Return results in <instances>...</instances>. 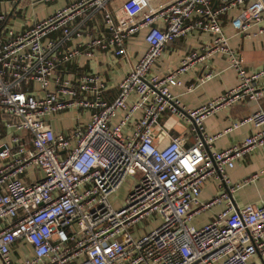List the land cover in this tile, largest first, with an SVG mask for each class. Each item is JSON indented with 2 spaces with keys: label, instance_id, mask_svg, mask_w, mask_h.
Instances as JSON below:
<instances>
[{
  "label": "built area",
  "instance_id": "built-area-1",
  "mask_svg": "<svg viewBox=\"0 0 264 264\" xmlns=\"http://www.w3.org/2000/svg\"><path fill=\"white\" fill-rule=\"evenodd\" d=\"M117 2L77 0L22 31L0 10L2 264H255L264 255V205L236 209L227 192L209 202L200 196L210 178L229 184L227 171L264 146V70H244L221 22L238 9L233 27L247 34L264 23V0ZM193 30L213 36L205 54L192 51L177 70L155 73L166 47ZM141 32L148 49L108 100L105 77L78 67V60L99 52L128 59V43ZM214 53L229 57L239 84L187 108L173 88L195 62ZM245 100L260 107L233 127L252 123L256 133L212 150L219 136L205 134L204 120ZM69 111L77 113L76 126L56 131L51 118ZM167 116L193 126V145L168 134ZM260 175L264 170L242 184ZM131 178L126 197L115 201ZM223 201L224 211L201 228L193 225ZM18 244L31 254L14 261Z\"/></svg>",
  "mask_w": 264,
  "mask_h": 264
},
{
  "label": "crops",
  "instance_id": "crops-1",
  "mask_svg": "<svg viewBox=\"0 0 264 264\" xmlns=\"http://www.w3.org/2000/svg\"><path fill=\"white\" fill-rule=\"evenodd\" d=\"M75 1L77 0H55L53 2L21 0L15 10L18 0H3L0 1V10L9 13L11 27L17 31H22L35 20L47 18ZM124 1L118 0L117 4H122ZM162 1L166 0H155L157 3ZM238 12L239 10L235 9L221 17L223 32L228 38L229 47L234 51L236 58L241 61L247 73L264 70V33H259V29L263 28L264 23L252 26L247 34H240L232 24V20ZM144 36L145 32H141L128 43V59L117 58L111 53L102 54L99 52L93 59L84 60L82 58L78 60V67H82L90 73L97 72L105 77L110 87L106 95L108 100L116 98L118 84L147 51L148 46ZM212 40L213 36L210 33L197 30L189 32L186 36L175 40L166 47L154 72L168 73L177 70L181 66L182 60L190 52L197 51L205 54V50L210 47ZM210 73L212 77L207 79L206 76ZM239 81V74L229 57L223 53H214L206 56L202 61L195 62L185 73L180 75L181 85L173 88V94L187 108L197 109L235 88ZM259 88L264 91V78L259 82ZM258 107H260L258 104L245 100L233 106L219 108L207 116L203 122L205 134L207 136H219L211 145V149L222 151L239 145L246 138L254 135L257 130L252 123H245L236 129L233 126L251 117ZM261 107L264 109V101ZM71 112L61 113L51 118V124L56 131L65 132L76 126L78 118H74V114ZM74 113L76 116L77 113ZM86 120V116L82 117V122ZM163 126L170 136L184 137L186 147L193 145L198 136L191 124L173 116H167L163 121ZM262 170H264V146L238 160L235 167L227 171L229 184H225L217 178L207 180L200 200L209 202L227 192L236 209H241L249 204L261 207L264 205V177L260 175L257 180L246 184L242 183L255 174H261ZM234 186L236 189L231 191ZM226 207V201L215 204L197 216L193 220V225L201 228L224 211ZM1 227L2 224H0ZM30 254L31 249L29 247L18 244L12 256L14 261H19L25 255ZM253 261L255 264H264V255H257ZM0 264H2L1 259Z\"/></svg>",
  "mask_w": 264,
  "mask_h": 264
},
{
  "label": "rangeland",
  "instance_id": "rangeland-1",
  "mask_svg": "<svg viewBox=\"0 0 264 264\" xmlns=\"http://www.w3.org/2000/svg\"><path fill=\"white\" fill-rule=\"evenodd\" d=\"M71 114H74V118L77 119V115L75 116V113H74V112H71ZM73 121H74V120H73ZM70 123L73 124V122H70ZM134 181H135V179H134V178H131V179H129V180L125 183V185L123 186V188H122V189L119 191V193L116 195V199H115V201H116V200L121 201V200H123V199L126 197L128 191H129L130 188L133 186ZM148 230H149V229H148Z\"/></svg>",
  "mask_w": 264,
  "mask_h": 264
},
{
  "label": "water",
  "instance_id": "water-1",
  "mask_svg": "<svg viewBox=\"0 0 264 264\" xmlns=\"http://www.w3.org/2000/svg\"><path fill=\"white\" fill-rule=\"evenodd\" d=\"M20 1H21V0H18V2H17V4H16V7L19 5Z\"/></svg>",
  "mask_w": 264,
  "mask_h": 264
},
{
  "label": "trees",
  "instance_id": "trees-1",
  "mask_svg": "<svg viewBox=\"0 0 264 264\" xmlns=\"http://www.w3.org/2000/svg\"><path fill=\"white\" fill-rule=\"evenodd\" d=\"M0 1H3V0H0Z\"/></svg>",
  "mask_w": 264,
  "mask_h": 264
}]
</instances>
